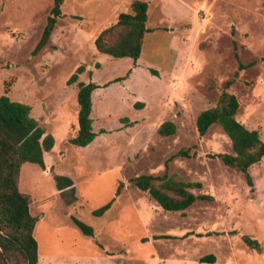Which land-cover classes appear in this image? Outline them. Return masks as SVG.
<instances>
[{
	"label": "rangeland",
	"instance_id": "obj_1",
	"mask_svg": "<svg viewBox=\"0 0 264 264\" xmlns=\"http://www.w3.org/2000/svg\"><path fill=\"white\" fill-rule=\"evenodd\" d=\"M133 1L64 0L49 46L33 56L54 0H0V97L29 105L55 138L46 170L28 163L20 178L38 219L39 264H200L211 254L215 264H264V159L249 169L252 187L217 157L234 154L223 129L200 136L196 127L226 91L239 101L237 120L264 141V0H143L151 32L137 65L95 46ZM90 81L101 87L92 97L98 137L80 148L69 140L79 128L78 83ZM166 121L177 125L175 135L158 134ZM182 150L188 156L170 161ZM168 161L170 175L201 183L191 191L213 200L168 212L130 184L164 175ZM56 175L73 179L76 202L64 201ZM113 200L104 216L93 215ZM246 235L263 251L250 249Z\"/></svg>",
	"mask_w": 264,
	"mask_h": 264
},
{
	"label": "trees",
	"instance_id": "obj_2",
	"mask_svg": "<svg viewBox=\"0 0 264 264\" xmlns=\"http://www.w3.org/2000/svg\"><path fill=\"white\" fill-rule=\"evenodd\" d=\"M64 0H54V6L47 19L43 34L36 45L33 56H38L50 43L58 20L63 16ZM149 3L143 0L132 2L131 11L121 13L115 25L102 31L95 40L99 53L112 58H130L137 65L140 59L144 39L150 29ZM254 63L243 65L241 69L251 67ZM86 70L80 66L68 81L69 85L78 82L79 75ZM92 73V72H90ZM78 124L75 137L69 143L75 147L85 148L98 137L94 131L92 118L93 93L101 88L93 81L78 83ZM143 106V104H136ZM240 104L237 97L223 91L215 107L199 114L196 127L200 136H205L214 125L220 126L231 140L234 154H219L222 162L229 168L244 174L248 184L253 187L249 169L264 159V141L258 131L249 130L237 120ZM32 108L24 103L12 101L7 95L0 97V264H39V246L35 238L38 219L31 213L32 198L20 189L22 168L25 164H34L46 170L45 155L55 146V138L47 133L31 115ZM177 125L172 121L164 122L158 129L162 137L175 135ZM179 156H188L184 150L174 154L170 161ZM166 171L162 176L152 174L138 175L130 179V184L140 191L148 192L159 206L168 212H182L197 201L213 200L209 195H195L191 189L201 188V183H191L178 179ZM57 189L67 204L77 201L76 188L71 177L56 175ZM123 183L117 195L121 194ZM113 201L93 212L102 217L108 212ZM74 225L86 236L94 237V229L82 220L72 217ZM244 243L253 250L262 252L258 240L246 235ZM214 254L202 258L200 264H215Z\"/></svg>",
	"mask_w": 264,
	"mask_h": 264
},
{
	"label": "crops",
	"instance_id": "obj_3",
	"mask_svg": "<svg viewBox=\"0 0 264 264\" xmlns=\"http://www.w3.org/2000/svg\"><path fill=\"white\" fill-rule=\"evenodd\" d=\"M138 62V61H137Z\"/></svg>",
	"mask_w": 264,
	"mask_h": 264
}]
</instances>
